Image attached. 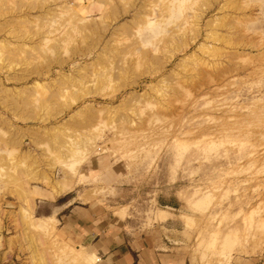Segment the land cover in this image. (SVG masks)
Returning a JSON list of instances; mask_svg holds the SVG:
<instances>
[{
  "label": "rangeland",
  "instance_id": "rangeland-1",
  "mask_svg": "<svg viewBox=\"0 0 264 264\" xmlns=\"http://www.w3.org/2000/svg\"><path fill=\"white\" fill-rule=\"evenodd\" d=\"M167 3L0 0V264H112L73 206L180 264H264V0H190L141 50Z\"/></svg>",
  "mask_w": 264,
  "mask_h": 264
},
{
  "label": "crops",
  "instance_id": "crops-1",
  "mask_svg": "<svg viewBox=\"0 0 264 264\" xmlns=\"http://www.w3.org/2000/svg\"><path fill=\"white\" fill-rule=\"evenodd\" d=\"M93 215L87 207L73 206L60 216V224L80 234L83 242L91 244L108 260H112V264H180L178 258L165 253L164 248L155 246L153 237L157 232L129 231L124 226L126 218L110 223L102 216ZM162 225L166 229V224Z\"/></svg>",
  "mask_w": 264,
  "mask_h": 264
},
{
  "label": "clouds",
  "instance_id": "clouds-1",
  "mask_svg": "<svg viewBox=\"0 0 264 264\" xmlns=\"http://www.w3.org/2000/svg\"><path fill=\"white\" fill-rule=\"evenodd\" d=\"M190 0H168L166 10L161 15L158 11L146 13L136 23L131 38L141 50L156 52L169 36L182 28L187 17L191 14ZM87 149L78 146L74 152V166L70 169L75 172L84 161ZM3 173L0 172V179Z\"/></svg>",
  "mask_w": 264,
  "mask_h": 264
}]
</instances>
